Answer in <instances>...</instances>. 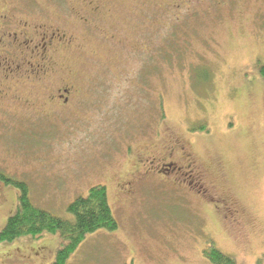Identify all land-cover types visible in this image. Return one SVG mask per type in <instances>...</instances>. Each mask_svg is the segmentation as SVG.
Here are the masks:
<instances>
[{"label": "rangeland", "instance_id": "rangeland-1", "mask_svg": "<svg viewBox=\"0 0 264 264\" xmlns=\"http://www.w3.org/2000/svg\"><path fill=\"white\" fill-rule=\"evenodd\" d=\"M0 8L14 24L57 34L48 76L9 85L41 115L4 103L0 173L68 221L70 204L104 186L119 224L89 235L67 264H212L204 256L212 244L237 264H264V0H0ZM68 85L67 106L48 101ZM169 146L185 148L207 196L160 184L157 173L132 181L134 154L165 157ZM0 190L1 232L19 191ZM60 246L49 234L0 244V264H52Z\"/></svg>", "mask_w": 264, "mask_h": 264}, {"label": "flooded vegetation", "instance_id": "flooded-vegetation-1", "mask_svg": "<svg viewBox=\"0 0 264 264\" xmlns=\"http://www.w3.org/2000/svg\"><path fill=\"white\" fill-rule=\"evenodd\" d=\"M9 10L0 8V118L2 119L4 116L5 110H9L6 116L11 112L10 108L5 109L4 103L17 104L21 107L20 110H31L35 116H38L41 115L36 113L38 107L35 104L28 105L24 101L22 103L17 94L13 92L10 94L9 85H25L26 83L22 82L25 78L28 81L31 79L39 81L41 77L46 78L48 76L52 66L49 55L51 48H53V42L57 39V34L50 32L46 24L33 28L21 20L14 24L15 19L9 16ZM74 94L75 90L72 86H64L57 89L48 101L58 102L60 107H65ZM178 153L184 157L185 164L176 160L175 156ZM133 154L134 152H132ZM134 155L137 163L134 170L137 173L131 174L133 182L138 183L151 179L152 174L157 173V176L163 175L162 180L159 181L160 184L177 183L175 186L179 187L189 185L200 188L199 191L202 195H208L209 189L205 185L202 187L201 174L193 162H188L184 147L169 146L164 150L165 157H157L151 152ZM3 176L0 173V185L2 186L4 184ZM1 198L0 190V201ZM210 205L214 206V209L215 207L218 209L217 205H213V200Z\"/></svg>", "mask_w": 264, "mask_h": 264}, {"label": "trees", "instance_id": "trees-1", "mask_svg": "<svg viewBox=\"0 0 264 264\" xmlns=\"http://www.w3.org/2000/svg\"><path fill=\"white\" fill-rule=\"evenodd\" d=\"M2 180L6 185L14 186L19 191V196L15 215L8 219L0 232V244L28 237L38 239L45 234L59 235L61 246L52 264H67L89 235L98 231L114 233L119 229L104 186L91 188L86 198H79L70 204L68 213L74 220L68 221L35 207L30 200L26 183L5 175ZM204 256L212 264H237L235 259L224 255L214 244L204 251Z\"/></svg>", "mask_w": 264, "mask_h": 264}]
</instances>
